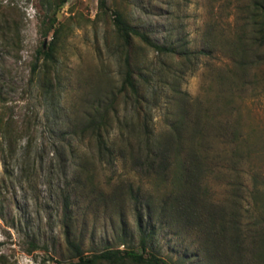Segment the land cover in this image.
Returning a JSON list of instances; mask_svg holds the SVG:
<instances>
[{
  "label": "rangeland",
  "instance_id": "374dc122",
  "mask_svg": "<svg viewBox=\"0 0 264 264\" xmlns=\"http://www.w3.org/2000/svg\"><path fill=\"white\" fill-rule=\"evenodd\" d=\"M58 1L0 0V264H67L77 260L68 240L89 256L141 252L137 212L146 253L167 264H264L259 1ZM115 10L175 50L134 40L139 104L119 94ZM53 15L46 62L38 50ZM112 100L101 133L110 151H100L84 125ZM175 126L181 144L165 169L154 144ZM191 156L196 173L182 185L179 163Z\"/></svg>",
  "mask_w": 264,
  "mask_h": 264
},
{
  "label": "trees",
  "instance_id": "16d2710c",
  "mask_svg": "<svg viewBox=\"0 0 264 264\" xmlns=\"http://www.w3.org/2000/svg\"><path fill=\"white\" fill-rule=\"evenodd\" d=\"M67 0H59L57 3L58 8H60ZM258 8L261 12L262 17V25L264 29V0H257ZM263 2V3H262ZM100 7H105L106 0H99ZM51 22L49 26L43 30V34L45 37L52 35V39L50 42L47 43L46 46L41 47L40 50H38V53L43 57L44 61L46 62H53L55 59V51H56V40L58 37V28H54V22L56 20L55 15L52 16ZM113 26L115 33L119 37L122 43L123 51L125 52L124 55V76H123V82L122 86L120 88L119 94L121 95H127L128 97L131 96L132 99H134V102L136 104H139L141 102V99L144 97V93L141 91V86L138 83L137 79L135 78L134 69L132 67L131 62V48L133 46L134 40L138 39L141 42H143L145 45H148L155 50L161 52V53H174L175 50L170 47H166L162 44L157 43L152 38H150L146 33L139 31L135 27H133L126 19L125 17L118 11H114V18H113ZM45 85H49L46 88L51 90V79H48ZM55 98L54 95H51V100ZM113 105V100L110 104H107L104 109L98 110L95 109L93 113H91L87 121L84 125V130L86 132H90L94 137H96L98 149L100 151H110L109 146L107 144V141L102 137L101 133L103 129L106 127L107 124V117H108V111L110 107ZM177 126L171 131V135L169 139L164 140H158L154 144V154H153V160H158L160 167L167 168L168 165V157L170 155L171 150H179V146L181 144V138L176 136L178 132ZM191 160H184L179 163V166H181L182 170L178 174V178L182 185L185 184H191L190 178L188 176H193L196 173V169L194 167L193 159L194 157H190ZM192 162V163H191ZM193 184V183H192ZM188 194H185L182 197H185ZM181 197L180 195L176 198V201H180ZM190 198L186 201L187 203L183 205L186 207L185 209H189L190 207ZM137 221V228L140 232V242L143 246L142 251L138 252L134 250L133 248L129 249H106L104 251H101L99 253H95L92 255H83V253L80 250V247L78 244L73 242L72 240H68V246L75 250V256L77 257V260H71L67 264H126L127 262L133 263V264H167L165 260L155 254L152 253H146V249L144 245L146 244V240L148 238L147 232L143 229V216L139 212H137L136 216ZM58 264H64L60 261L57 262Z\"/></svg>",
  "mask_w": 264,
  "mask_h": 264
}]
</instances>
